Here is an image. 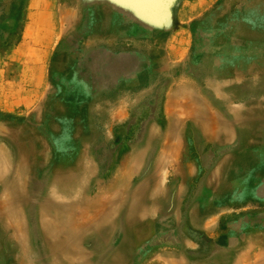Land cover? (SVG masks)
<instances>
[{
    "label": "rangeland",
    "instance_id": "obj_1",
    "mask_svg": "<svg viewBox=\"0 0 264 264\" xmlns=\"http://www.w3.org/2000/svg\"><path fill=\"white\" fill-rule=\"evenodd\" d=\"M257 1L0 0L1 264H264ZM232 156L253 172L215 176ZM18 177L33 193L8 192Z\"/></svg>",
    "mask_w": 264,
    "mask_h": 264
},
{
    "label": "bare ground",
    "instance_id": "obj_2",
    "mask_svg": "<svg viewBox=\"0 0 264 264\" xmlns=\"http://www.w3.org/2000/svg\"><path fill=\"white\" fill-rule=\"evenodd\" d=\"M250 1V0H249ZM252 1V0H251ZM257 1V0H256ZM3 2V1H2ZM258 2V1H257ZM259 2H260V0H259ZM259 4H261V3H259ZM251 5V4H250ZM256 5V4H255ZM258 5V4H257ZM1 6V5H0ZM190 6V5H189ZM262 6V5H261ZM264 7V6H263ZM250 8V7H249ZM258 8V7H257ZM263 9V8H262ZM248 10H250V9H248ZM258 10V9H257ZM241 11V10H240ZM243 11V10H242ZM243 13V12H242ZM247 13V12H246ZM244 15H245V13H244ZM125 16V15H124ZM240 16V15H239ZM96 17V16H95ZM259 17V16H258ZM2 18V17H1ZM93 19H94V17H92ZM208 19V18H207ZM206 19V20H207ZM235 20V19H234ZM233 20V21H234ZM242 20V19H241ZM208 21V20H207ZM237 21V20H236ZM90 22H91V20H90ZM135 22V21H134ZM218 22V21H217ZM231 22V21H230ZM229 22V23H230ZM98 23V22H97ZM206 23V22H205ZM205 23H203V25L205 24ZM224 23V22H223ZM103 24V23H102ZM208 24V23H207ZM87 25V24H86ZM107 25V24H106ZM140 25V24H139ZM202 25V24H201ZM202 25V26H203ZM231 25V24H230ZM264 25V24H263ZM263 25H261V26H263ZM89 26V25H88ZM87 26V27H88ZM104 26V25H103ZM144 26V25H143ZM218 26V25H217ZM239 26H241V25H239ZM95 27V26H94ZM139 27V26H138ZM231 27V26H230ZM251 27V26H250ZM252 28V27H251ZM95 29V28H94ZM256 29V28H255ZM258 29V28H257ZM240 30V29H239ZM244 30V29H243ZM247 30V29H246ZM261 32V31H260ZM144 33V32H143ZM257 33V32H256ZM264 33V32H263ZM70 34V33H69ZM201 35H202V33H201ZM205 35V34H204ZM212 35H214V34H212ZM141 36V35H140ZM200 36V35H199ZM259 36V35H258ZM208 37H209V33H208ZM207 37V38H208ZM238 37H239V35H238ZM251 37V36H250ZM204 39V38H203ZM217 39V38H216ZM243 39H245V38H243ZM251 39H252V37H251ZM201 40V39H200ZM242 40V39H241ZM257 40V39H256ZM245 41H247V40H245ZM250 41V40H249ZM244 42V41H243ZM254 42V41H253ZM108 43V42H107ZM110 43V42H109ZM201 43V42H200ZM222 43V42H221ZM245 43V42H244ZM141 44V43H140ZM143 44V43H142ZM240 44V43H239ZM241 45V44H240ZM109 46V45H108ZM115 46V45H114ZM140 46V45H139ZM203 48H204V42H203ZM224 46V45H223ZM113 47V46H112ZM143 47V46H142ZM225 47V46H224ZM221 48V47H220ZM115 49V48H114ZM95 50V49H94ZM116 50V49H115ZM222 50V49H221ZM137 51V50H136ZM107 52V51H106ZM204 52H206V51H204ZM236 52V51H235ZM102 53V52H101ZM127 53V52H126ZM185 53V52H184ZM222 53V52H221ZM221 53H219V54H221ZM241 53V52H240ZM116 54V53H115ZM224 54V53H223ZM233 54H234V52H233ZM236 55V54H235ZM249 55V54H248ZM252 55V54H251ZM250 55V56H251ZM64 58V57H63ZM137 58H138V56H137ZM224 58H226V57H224ZM229 58H230V56H229ZM252 58V57H251ZM103 59V58H102ZM147 59V58H146ZM228 60V59H227ZM230 60V59H229ZM246 60V59H245ZM103 61H105V60H103ZM121 61V60H120ZM119 61V62H120ZM153 61V60H152ZM154 63H155V61H153ZM219 62V61H218ZM248 62H249V60H248ZM77 63V62H76ZM121 63V62H120ZM234 63V62H233ZM108 64V63H107ZM149 64V63H148ZM193 64V63H192ZM106 65V64H105ZM136 65V64H135ZM158 65V64H157ZM162 65V64H161ZM242 65V64H241ZM250 65V64H249ZM257 65V64H256ZM259 65V64H258ZM74 66V65H73ZM114 67V66H113ZM118 67V66H117ZM116 67V68H117ZM259 67V66H258ZM261 67V66H260ZM132 68V67H131ZM163 68V67H162ZM193 68V67H192ZM198 68V67H197ZM99 69V68H98ZM133 69V68H132ZM146 69V68H145ZM144 71V70H143ZM156 71V70H155ZM96 72V71H95ZM160 74V73H159ZM184 74V73H183ZM193 74V73H192ZM240 74V73H239ZM148 76V75H147ZM176 77H178V76H176ZM193 77V76H192ZM181 78V77H180ZM178 79V78H177ZM136 80V79H135ZM80 81V80H79ZM110 81V80H109ZM119 81V80H118ZM127 81V80H126ZM171 81V80H170ZM173 81H175V80H173ZM179 81V80H178ZM216 81V80H215ZM82 82V81H81ZM180 82H181V80H180ZM209 82V81H208ZM105 83V82H104ZM118 83V82H117ZM189 83V82H188ZM216 83V82H215ZM253 83V82H252ZM184 84V83H183ZM78 85V84H77ZM104 85V84H103ZM210 85V84H209ZM220 85V84H219ZM107 86V85H106ZM112 86V85H111ZM179 86H180V84H179ZM253 86V85H252ZM208 87V86H207ZM214 87H215V85H214ZM213 87V88H214ZM254 87V86H253ZM252 87V88H253ZM113 88V87H112ZM111 88V89H112ZM217 88V87H216ZM74 89H75V87H74ZM123 89V88H122ZM179 89H181V88H179ZM248 89H249V87H248ZM85 90V89H84ZM101 90V89H100ZM182 90V89H181ZM184 90V89H183ZM212 90H214V89H212ZM75 91V90H74ZM117 91V90H116ZM179 91V90H178ZM216 91V90H215ZM75 93V92H74ZM178 94H179V92H177ZM185 93V92H184ZM232 93V92H231ZM94 94V93H93ZM188 94V93H187ZM190 94V93H189ZM216 94V93H215ZM170 95V94H169ZM181 95H182V93H181ZM193 95V94H192ZM90 96V95H89ZM192 97V96H191ZM190 97V98H191ZM199 98L201 97V96H198ZM216 97H217V95H216ZM221 97V96H220ZM83 98V97H82ZM91 98H92V96H91ZM225 98H226V96H225ZM244 99V98H243ZM190 100H192V99H190ZM194 100H196V98L194 99ZM200 100V99H199ZM204 100V99H203ZM198 101V100H197ZM205 101V100H204ZM103 102V101H102ZM187 102H189V101H187ZM200 102H201V100H200ZM217 103V102H216ZM215 103V104H216ZM227 103V102H226ZM255 103V102H254ZM176 104V103H175ZM203 104V103H202ZM260 104V103H259ZM182 105V104H181ZM180 105V106H181ZM183 105H184V103H183ZM205 105V104H204ZM208 105V104H207ZM47 106H48V104H47ZM85 106V105H84ZM171 106V105H170ZM177 106H179V105H177ZM189 106V105H188ZM237 106V105H236ZM82 107H83V105H82ZM168 107H169V105H168ZM185 107V106H184ZM191 107H192V105H191ZM237 107H239V106H237ZM84 108V107H83ZM170 108V107H169ZM182 108V107H181ZM225 108V107H224ZM182 109H184V108H182ZM231 109V108H230ZM229 109V110H230ZM167 110V111H166ZM165 110V113H166V115H167V112L169 113V111L170 110H172V109H166ZM169 110V111H168ZM221 110H223L222 108H221ZM228 110V109H227ZM176 111V110H175ZM194 111V110H193ZM205 111H207V110H205ZM223 111H225V110H223ZM79 112V111H78ZM172 112H173V110H172ZM171 112V113H172ZM183 112V111H182ZM186 112V111H185ZM187 112H191V110H189V111H187ZM199 112V111H198ZM203 112V111H202ZM201 112V113H202ZM207 112H209V111H207ZM105 113V112H104ZM178 113V112H177ZM176 113V114H177ZM188 113V114H189ZM214 113L215 112H213V114L212 115H214ZM86 114V113H85ZM187 114V113H186ZM187 114V115H188ZM199 114V113H198ZM217 114V113H216ZM121 115V114H120ZM170 115V114H169ZM179 115V114H178ZM184 115V114H183ZM237 115V114H236ZM61 116V115H60ZM101 116V115H100ZM175 116V115H174ZM192 116H194V115H192ZM220 116V115H219ZM228 116H229V114H228ZM63 117V116H62ZM181 117V116H180ZM197 117V116H196ZM235 117V116H234ZM242 117H244V116H242ZM58 118V117H57ZM121 118H123V117H121ZM176 118H177V116H176ZM176 118H174V119H176ZM209 118V117H208ZM216 118H218V116H216ZM221 118V117H220ZM249 117H247V119H248ZM61 119V117L58 119V120H60ZM86 119V118H85ZM178 119H180V118H178ZM189 119H190V116H189ZM206 119V118H205ZM54 120V119H53ZM181 120V119H180ZM194 120V119H193ZM198 120H199V118H198ZM243 120H244V118H243ZM44 121V120H43ZM55 121V120H54ZM175 121V120H174ZM178 121L179 120H177V122L176 123H178ZM187 121V120H186ZM189 121V120H188ZM238 121V120H237ZM87 122V121H86ZM180 122V121H179ZM201 122H203V119L201 120ZM204 122H205V120H204ZM203 122V123H204ZM210 123H211V125H212V134L214 135V134H217V129H216V127H215V124H216V120L213 118V117H211V120L209 121ZM246 122H247V120H246ZM260 122H262V121H260ZM259 122V123H260ZM84 123V122H83ZM151 123V122H150ZM172 123V122H171ZM161 124V123H160ZM225 124H226V122H225ZM224 124V125H225ZM82 125V124H81ZM187 125V124H186ZM189 126V125H188ZM52 127V126H51ZM54 127V126H53ZM262 127V126H261ZM219 129V128H218ZM221 129V128H220ZM219 129V130H220ZM242 129V128H241ZM146 130V129H145ZM151 130V129H150ZM177 130H179V129H177ZM227 130V129H226ZM254 130V129H253ZM47 131V130H46ZM174 131V130H173ZM256 131V130H255ZM175 132H177V131H174V133ZM182 132V131H181ZM184 132V131H183ZM194 132L196 133L197 132V130H195L194 129ZM200 132H201V130H200ZM203 132H204V130H203ZM220 132H221V130H220ZM231 132V131H230ZM261 132V131H260ZM77 133V132H76ZM154 133H155V131H154ZM207 133V132H206ZM84 134V133H83ZM86 134V133H85ZM88 134V133H87ZM176 134V133H175ZM198 134V133H197ZM205 134V133H204ZM208 134V133H207ZM219 134V133H218ZM218 134H217V136H218ZM251 134V133H250ZM255 134H256V132H255ZM174 135V134H173ZM183 135V134H182ZM226 135H229V133H227ZM231 135H232V133H231ZM243 135V134H242ZM242 135H241V138H242ZM260 135V134H259ZM34 136V135H33ZM149 136H151V135H149ZM216 136V137H217ZM257 136V135H256ZM38 137V136H37ZM58 137V136H57ZM173 137V136H172ZM221 137V136H220ZM223 137V136H222ZM249 137V136H248ZM141 138H143V137H141ZM146 138V137H145ZM195 138V137H194ZM210 138V137H209ZM218 138V137H217ZM231 138V137H230ZM261 138H262V140L264 141V134L262 135V133H261ZM165 139V138H164ZM243 139V138H242ZM31 140V139H30ZM54 140V139H53ZM142 140H144V138L142 139ZM172 140V139H171ZM228 140V139H227ZM231 140V139H230ZM36 141V140H35ZM193 140H191V142H192ZM226 141V140H225ZM30 142V141H29ZM142 142V141H141ZM173 142V141H172ZM175 142V141H174ZM201 142V141H200ZM15 143H16V145H18L19 144V141H18V139L15 141ZM23 143V142H22ZM154 143V142H153ZM69 144V143H68ZM188 144V143H187ZM26 145V144H25ZM32 145V144H31ZM41 145V144H40ZM135 145V144H134ZM169 145H170V143H169ZM261 145V144H260ZM136 146V145H135ZM224 146V145H223ZM66 147H68V146H66ZM169 147V146H168ZM214 147V146H213ZM218 147V146H217ZM220 147V146H219ZM32 148H34V147H32ZM61 149H62V147H61ZM217 149V148H216ZM219 149V148H218ZM255 149V148H254ZM259 149V148H258ZM18 150V149H17ZM40 150V149H39ZM38 150V151H39ZM150 150V149H149ZM148 150V151H149ZM246 150V149H245ZM74 151V150H73ZM173 151V150H172ZM187 151H189V150H187ZM58 152V151H57ZM61 151H59V153H60ZM156 152V151H155ZM167 152V154L169 153L168 151H166ZM223 152V151H222ZM161 153V152H160ZM173 153H175V152H173ZM190 153V152H189ZM240 153V152H239ZM258 153V152H257ZM61 154V153H60ZM106 154V153H105ZM165 155H166V153H164ZM191 154V153H190ZM189 154V155H190ZM222 154V153H221ZM22 156V154L21 153H18V156ZM79 155V154H78ZM107 155V154H106ZM175 155H177V153L175 154ZM0 156H1V154H0ZM19 156V159H21L22 157H20ZM30 156V155H29ZM153 156V155H152ZM159 156V155H158ZM169 156H170V153H169ZM172 156L174 157V155H171L170 157L172 158ZM191 156V155H190ZM24 157V156H23ZM61 156H59V161H61L60 159L62 158H60ZM78 157V156H77ZM95 157V156H94ZM102 157V156H101ZM106 157V156H105ZM206 157V156H205ZM1 158V157H0ZM146 158V157H145ZM51 159V158H50ZM173 159V158H172ZM212 159V158H211ZM236 159V158H235ZM259 159H264V145L262 146V148H260V152H259V156H258V161H259ZM191 160V159H190ZM205 160V159H204ZM242 160H244V158L242 159ZM49 161V160H48ZM55 161V160H54ZM62 161H64V160H62ZM167 161V160H166ZM197 161H200V159L199 160H197ZM68 161H66V163H67ZM153 162V161H152ZM165 162V161H164ZM206 162V161H205ZM242 162V161H241ZM261 162V161H260ZM217 163V162H216ZM233 163V162H232ZM238 163H240V162H238ZM59 164V163H58ZM61 164V163H60ZM68 164H69V162H68ZM76 164V163H75ZM203 164V163H202ZM173 165V164H172ZM188 165V164H187ZM199 165V164H198ZM197 165V166H198ZM204 165V164H203ZM236 165V164H235ZM58 166V165H57ZM60 166V165H59ZM168 166V165H167ZM253 166V165H252ZM72 167V166H71ZM201 167V166H200ZM206 167V166H205ZM256 167V166H255ZM258 167V166H257ZM149 168V167H148ZM196 168V167H195ZM199 168V167H198ZM197 168V169H198ZM113 169V168H112ZM216 169V168H215ZM237 169V168H236ZM28 170H30L31 171V168H26L25 170H22L23 172L24 171H28ZM44 170V169H43ZM42 170V171H43ZM152 170V169H151ZM172 170V169H171ZM192 170V169H191ZM45 171V170H44ZM113 171V170H112ZM216 171V170H215ZM55 172V171H54ZM197 172V171H196ZM217 172V171H216ZM236 172H237V170H236ZM26 173V172H25ZM58 173V172H57ZM195 173V172H194ZM205 173V172H204ZM215 173V172H214ZM263 173V172H262ZM261 173V174H262ZM47 174V173H46ZM51 174V173H50ZM149 174V173H148ZM215 174H217V173H215ZM246 174V173H245ZM244 174V175H245ZM73 176V175H72ZM71 176V177H72ZM153 176V175H152ZM151 176V177H152ZM201 176V175H200ZM52 177H50V180H52L51 179ZM69 178V177H68ZM154 178V177H153ZM172 178V177H171ZM201 178V177H200ZM203 178V177H202ZM259 178V177H258ZM223 179V178H222ZM251 179H252V177H251ZM75 180V179H74ZM149 180V179H148ZM244 180V179H243ZM258 180V179H257ZM22 181L23 180H20L19 179V177H18V179H15V184H13V186L10 188V189H8V192H13V191H16V192H20L21 194H23V195H27V194H31V193H33V192H29L28 191V189H29V186H30V189L31 190H33L35 187H34V184L33 183H29L28 184V182H23L22 183ZM58 181H60V180H58ZM69 181V180H68ZM153 181V180H152ZM203 181V180H202ZM241 181H242V179H241ZM250 181V180H249ZM255 181V180H254ZM171 182V181H170ZM200 182V181H199ZM237 182V181H236ZM242 183V182H241ZM254 183V182H253ZM253 183H252V185H253ZM226 184V183H225ZM229 183H227V185H228ZM240 184V183H239ZM246 184V183H245ZM5 185V183H2V186H4ZM59 185V184H58ZM147 185V184H146ZM226 185V186H227ZM256 185V184H255ZM258 185V184H257ZM141 186V185H140ZM264 186V185H263ZM169 187V186H168ZM241 187V186H240ZM48 188V187H47ZM253 188V187H252ZM42 189V188H41ZM152 189V188H151ZM159 189V188H158ZM250 189V188H249ZM261 189V188H260ZM12 190V191H11ZM141 190V189H140ZM139 190V191H140ZM176 190V189H175ZM195 190V189H194ZM200 190H202V189H200ZM240 190V189H239ZM258 190V189H257ZM135 191V190H134ZM133 191V192H134ZM142 191V190H141ZM199 191V190H198ZM210 191V190H209ZM46 192V191H45ZM132 192V193H133ZM138 192V191H137ZM174 192V191H173ZM217 192V191H216ZM235 192V191H234ZM259 192V191H258ZM130 193V192H129ZM218 193V192H217ZM134 194V193H133ZM147 194V193H146ZM46 195V194H45ZM132 195V194H131ZM137 196H139L138 194H136ZM175 195V194H174ZM195 195H197V194H195ZM210 195V194H209ZM217 195V194H216ZM215 195V196H216ZM237 195V194H236ZM17 196L18 195H15V194H12V197L11 198H9V200H6L5 201V204H7V205H9V204H14V203H16V201H15V199L17 198ZM199 196V195H198ZM228 196V195H227ZM110 197L111 196H109V199H110ZM136 197V196H135ZM175 197V196H174ZM231 197V196H230ZM196 198V197H195ZM226 198V197H225ZM146 199V198H145ZM230 199V198H229ZM131 200V199H130ZM227 200V199H226ZM241 200V199H240ZM114 201V200H113ZM117 201V200H116ZM119 201V200H118ZM156 201H158V200H156ZM170 201V200H169ZM229 201V200H228ZM242 201V200H241ZM26 202V201H25ZM38 202H39V200H38ZM167 202V201H166ZM201 202V201H200ZM19 203H20V201H19ZM117 203V202H116ZM137 203V202H136ZM135 203V204H136ZM150 203V202H149ZM211 203V202H210ZM26 204V203H25ZM114 204V203H113ZM126 204V203H125ZM161 204V203H160ZM205 204V203H204ZM213 204V203H212ZM43 205V204H42ZM44 205L45 206H47L45 203H44ZM108 205V204H107ZM209 205V204H208ZM49 206H50V203H49ZM132 206V205H131ZM163 206V205H162ZM161 206V207H162ZM168 206V205H167ZM10 207H12V206H10ZM51 207V206H50ZM49 207V208H50ZM166 207V206H165ZM171 207V206H170ZM91 208H93L92 206H91ZM108 208V207H107ZM112 208V207H111ZM133 208V207H132ZM109 209V208H108ZM162 209V208H161ZM3 210L5 211V212H7V210H8V208H6V206L3 204ZM12 210V209H11ZM10 210V211H11ZM141 210H142V208H141ZM264 210V209H263ZM71 211V210H70ZM163 211V210H162ZM56 212V211H55ZM150 212V211H149ZM1 213V212H0ZM3 213V212H2ZM48 213V212H47ZM63 213H65V212H63ZM67 213V212H66ZM146 213V215H147V212H145ZM172 214H173V212H171ZM41 214H42V212H41ZM56 214L57 213H55V216H56ZM149 214V213H148ZM43 215H45V214H43ZM98 215V214H97ZM126 215V214H125ZM140 215V214H139ZM138 215V216H139ZM145 215V216H146ZM101 216V215H100ZM141 216V215H140ZM144 216V215H143ZM7 217V216H6ZM116 217V216H115ZM49 218V217H48ZM125 218V217H124ZM8 219V218H7ZM19 220L20 218L17 216V215H14L13 213H11L10 212V214H9V220L12 222L13 220L14 221H16V220ZM46 219V218H45ZM44 219V221H46ZM52 219V218H51ZM54 219V218H53ZM118 219V218H117ZM116 219V220H117ZM141 219V218H140ZM142 219H143V217H142ZM41 220H43V219H41ZM120 220V219H119ZM43 221V222H44ZM146 221V220H145ZM40 222V221H39ZM42 222V221H41ZM3 223V222H2ZM38 223V222H37ZM47 223V222H46ZM119 223V222H118ZM260 223H261V221H260ZM7 224V223H6ZM56 224V223H55ZM57 225V224H56ZM258 225H260V224H258ZM47 226V225H46ZM78 226H80L79 224H78ZM86 226V225H85ZM121 226V225H120ZM124 226V225H123ZM236 226V225H235ZM246 226V225H245ZM7 227H8V229H14V231H15V227H13V226H11V225H8L7 224ZM16 227H18V226H16ZM106 227V226H105ZM236 227H238V226H236ZM44 228V227H43ZM46 228V227H45ZM57 228H59L58 226L56 227V230H57ZM81 228L82 227H80V230H81ZM83 228H84V226H83ZM246 228V227H245ZM247 228H249L248 226H247ZM50 229V228H49ZM236 229V228H235ZM242 229V228H241ZM259 229H261V228H259ZM116 230H117V228H116ZM123 230V229H122ZM262 230V229H261ZM264 230V229H263ZM11 231V230H10ZM14 231L12 230L10 233H8V234H5L4 232H2L1 231V229H0V240H3L4 238H10V239H14L15 238V234L16 233H14ZM40 231V230H39ZM107 231V230H106ZM239 231V230H238ZM47 232L49 233V231L47 230ZM52 232V231H51ZM104 232V231H103ZM248 232V231H247ZM53 233H54V231H53ZM102 233V232H101ZM122 233V232H121ZM263 233V232H262ZM45 234V233H44ZM106 234V233H105ZM178 234V233H177ZM244 234V233H243ZM246 234V233H245ZM50 235V234H49ZM242 235V234H241ZM240 235V236H241ZM19 238H17V240H18V243L20 244V245H23L24 244V242H25V238H24V236L23 235H20V236H18ZM41 237V236H40ZM70 237V236H69ZM69 237H68V241L70 240L69 239ZM72 237V236H71ZM53 238H55V237H53ZM125 238V237H124ZM130 238V237H129ZM152 238V237H151ZM230 238V237H229ZM240 238V237H239ZM48 239V238H47ZM74 239V238H73ZM245 239V238H244ZM15 240V239H14ZM52 240H54V239H52ZM167 240V239H166ZM236 240V239H235ZM16 241V240H15ZM129 242V241H128ZM159 242V241H158ZM30 243H31V241H30ZM61 243V242H60ZM160 243H162L161 241H160ZM165 243V242H164ZM167 243V242H166ZM57 244V243H56ZM151 244V243H150ZM172 244V243H171ZM222 244H224V243H222ZM13 245V244H12ZM53 245V244H52ZM62 245V244H61ZM64 245V244H63ZM146 244H144V246H145ZM56 246V245H55ZM104 246V245H103ZM131 246V245H130ZM149 246V245H148ZM229 246V245H228ZM241 246V245H240ZM46 247H47V245H46ZM58 247V246H57ZM65 247V246H64ZM102 247V246H101ZM219 247V246H218ZM226 247V246H225ZM231 247V246H230ZM16 249H17V247H15ZM30 248H31V246H30ZM60 248V247H59ZM223 248V247H222ZM74 249V248H73ZM99 249V248H98ZM213 249V248H212ZM77 250V249H76ZM79 250V249H78ZM128 250V249H127ZM1 251V250H0ZM51 251V250H50ZM74 251V250H73ZM16 252V251H15ZM64 252H66L65 250H64ZM76 252V251H75ZM50 253V252H49ZM55 253V252H54ZM124 253V252H123ZM131 253V252H130ZM218 253V252H217ZM72 254V253H71ZM69 255L70 254H68V258H69ZM111 256V255H110ZM59 257V256H58ZM76 257V256H75ZM7 259V258H6ZM52 259V258H51ZM63 259V258H62ZM70 259V258H69ZM77 260H79V259H77ZM214 260V259H213ZM53 261V260H52ZM66 261V260H65ZM63 262V261H62ZM216 262V261H215ZM3 263V262H2ZM55 263V262H54ZM58 263V262H57ZM56 263V264H57ZM84 263V262H83ZM88 263V262H87ZM219 263H221V262H219ZM1 264V263H0Z\"/></svg>",
    "mask_w": 264,
    "mask_h": 264
},
{
    "label": "crops",
    "instance_id": "obj_3",
    "mask_svg": "<svg viewBox=\"0 0 264 264\" xmlns=\"http://www.w3.org/2000/svg\"><path fill=\"white\" fill-rule=\"evenodd\" d=\"M89 44H91V46H94L90 41H89ZM230 159L232 160L233 163L232 162L231 163L227 162ZM246 159H247V157L245 156L244 157V161L242 159L239 160V161L238 160L234 161V157L232 156L231 158H228V160L225 159V161L223 163L221 162L220 164H218L216 169H215L217 172L216 171H213V172L217 173V174H215V176H216L218 174L220 175L221 173H223L224 170L225 171L232 170L233 173H240L241 175H243L245 177V175H249L251 172H253L252 168L248 164L245 165V163L247 161ZM238 162H240V163H238ZM236 170H237V172H236ZM246 204H248V202H246ZM247 226H248V223H246V226H245L246 227L245 228V233H246L245 234V240H243V242H241V243H238L237 245H239V246L233 245L234 247H232L230 249L233 252L239 251L240 247H242V249H244V250H247V243H248V239L250 237L249 235L251 234V226H248L249 228H247ZM226 250L229 251L228 248ZM161 257L163 258V261H168L171 258H174V259L180 258V255H179L177 250L169 249L166 252H164L161 255ZM232 264H234V261L232 262Z\"/></svg>",
    "mask_w": 264,
    "mask_h": 264
}]
</instances>
